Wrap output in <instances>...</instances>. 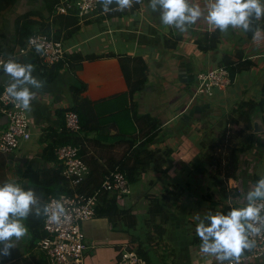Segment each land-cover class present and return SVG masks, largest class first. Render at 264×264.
<instances>
[{"label": "crops", "instance_id": "obj_1", "mask_svg": "<svg viewBox=\"0 0 264 264\" xmlns=\"http://www.w3.org/2000/svg\"><path fill=\"white\" fill-rule=\"evenodd\" d=\"M193 2L200 4L204 15L183 32L174 26L164 25L159 9L153 10L150 0H143L134 11H131L130 4L126 7L128 14L124 16L95 21L98 17L95 15L92 20L81 22L75 34L63 40L70 53L55 80L49 82L43 66L48 71L52 68L41 55L20 53L23 45L17 26L21 18L29 13H35L31 16L34 21L44 22L41 17L49 15L45 0H0V50L7 60L32 64V75L40 81V87L28 85L34 93L30 107L26 109L31 120V139L14 153H0V183L13 181L25 189L31 188L38 198L32 213L24 220L28 228L26 235L9 256L0 258V264H46L45 255L36 248L40 239L38 236L43 232V215L36 216L35 208L43 212L50 196L46 195L47 191L41 185L40 175L58 168L56 155L52 157L46 150L51 145L55 153L58 145L50 136L63 130L64 112L73 105L71 87L81 83L87 86L81 97L99 103L101 113L109 114L107 119L104 118L109 120L108 127L86 136L89 153L101 162L106 163L110 157L119 159L128 149L129 134L119 129L136 130L144 137L151 124L154 121L157 123V137L146 147L155 153L153 161L143 171L137 187L131 189V196L119 198L116 193H110L118 197L120 210L127 209L136 217L137 224L150 219L147 205L152 198H164L163 206L166 202L179 204L173 200L177 198L174 194L179 188L183 192L193 189L195 196L209 189L215 193L220 191L225 202L204 204L198 222L194 221V217H188L192 230L207 214H215L219 209L227 212L232 207L247 204L246 193L264 176V131L256 133L254 127V132H251L239 123L244 129V143L243 148L238 147L240 150L231 170L227 152L218 156L217 164L213 156L203 157L206 126L203 128L202 125L208 119L213 121L212 116L217 111L224 112L227 107L234 106L235 109L241 103L254 102L253 124L258 122L264 126V106H259L264 85V26L252 39L243 29L229 26L226 31H221L222 38L215 51H202L197 40L202 34L218 28H211L205 18L208 0ZM262 23L264 25V19ZM39 25L34 26V31L39 30ZM57 31L65 33V28L58 24L51 32ZM177 39L180 41L172 47ZM235 52H243L245 58L253 60L255 65L238 74L226 91L217 92L211 99L195 98L192 89L197 84L198 74L220 66L225 55ZM93 55L97 58L86 59ZM122 55L142 57L148 65V80L145 87L135 94L133 103L126 96L128 87L120 64ZM77 56L82 59H76ZM0 78L1 91L12 81L2 72ZM135 113L138 120H135ZM214 123L211 129L218 133L225 129L222 119ZM6 126L7 119L0 115V133ZM245 131L250 136L247 137ZM135 143L139 144L140 140ZM201 173L203 176L198 177ZM193 178L197 179L193 182ZM189 202L197 204L198 209L200 202ZM164 209L167 216H175L174 207H170L168 212ZM182 212L181 208L177 211L179 218ZM123 223L121 219L114 223L108 217L97 214L82 224L88 247L86 264H117L123 253L135 250L130 249L134 237L125 239L121 234L133 228L123 227ZM179 225L183 226L176 233V240H167L172 249L171 255L165 250L158 253L152 242L154 247L145 244L144 250L148 252L151 264H219L214 256L200 251V238L186 231L188 227L183 220ZM165 238L168 239V235ZM244 264H264V258Z\"/></svg>", "mask_w": 264, "mask_h": 264}, {"label": "trees", "instance_id": "obj_2", "mask_svg": "<svg viewBox=\"0 0 264 264\" xmlns=\"http://www.w3.org/2000/svg\"><path fill=\"white\" fill-rule=\"evenodd\" d=\"M61 2L62 0H45L46 9L49 15L41 17L42 19H44V22L41 21L39 23L31 19V16L35 13H29L21 18L19 23H17V26L20 33L22 45H25L27 39L33 34L37 33L53 35L57 40L68 39L73 36V34H75V32L80 28L81 21L75 11H72L69 14H58L56 10ZM142 2L143 0H131V11L138 9ZM105 4L108 8L107 12H105L104 10ZM127 14V8H124L122 10L118 8L117 0H103L97 10L96 15H98V17L95 21H100L102 19H105V17L112 18L116 16H124ZM90 19L92 20L93 17ZM90 19L88 20L90 21ZM263 19L264 16H262L260 19H256L255 17L251 18L250 29L247 31L243 30L249 39H252L255 36L256 32L264 26L262 23ZM36 24H40V27L39 30L34 31V26ZM58 24H60L61 28H65V33H63L62 31H57L55 33L51 32L52 28ZM63 24H65V26H63ZM200 37L201 38L197 40V44L199 45L200 50L205 52L215 51L219 47L222 38V32L217 29L214 32H206ZM178 41H180V39H177V41L175 40L172 47H175L178 44ZM95 58H97V56L95 55L86 57V59L89 60ZM76 59H82V57L77 56ZM63 63L64 61L56 64L55 66H51L52 69H50V71L46 69L47 67L43 66L45 69V74L47 75V80L49 82L55 80L57 73L62 69L64 65ZM120 64L128 87L126 96L130 100V102L133 103L135 94L145 87V84L148 80V65L142 57H132L128 55L120 56ZM254 65V61L249 58H245L243 52H235L232 55L227 54L221 61V66H225L230 71L232 80H234L241 72L251 69ZM71 66L75 67L76 65L71 64ZM86 88L87 86L83 83H81L80 86L71 87V91L73 93V105L69 109L75 111L79 115L80 123L82 126L81 133L69 131L64 124V128L61 132L54 133V135L51 134L50 137L58 146L73 144L79 145L81 147V156L89 167V174L86 180L77 187L75 192L86 194L89 196L98 195V215L106 216L111 220V222L114 223L119 219H121L122 221L125 220L129 227L135 228L137 226L136 217L132 215L129 210L121 211L118 206V197L115 195L111 196L110 192L104 191L102 185L105 177L114 171H120L124 173L131 185L136 184L141 179L143 171L150 166L155 155L154 152L149 151L146 147L157 137V133L159 131L157 128V123L154 121L151 124V126L146 130L147 134H145L144 137L143 134L139 135L137 132L136 133L139 136L134 133L129 134V138H127L129 145L124 154L119 159L110 157V160H107L106 163H103L100 159L91 156L92 154L89 153V149L86 147L88 143V139L86 138V136H88V134L92 132H98L108 127L109 120H105L104 118L107 119L109 114L101 113L102 111L99 108V103L93 102L87 97H81V94L86 90ZM261 93L263 96L262 101L259 103V106L263 108L264 85L262 87ZM254 106V102H244L239 104L238 107L232 111V115L233 112L235 113V115H237V117H235L232 122H235L237 125H239V123H243L245 125L244 127L247 130L254 132L255 126L253 123L255 119L252 112ZM132 110L134 111V108H132ZM134 116L135 120H138L136 113L134 114ZM146 117L150 119L149 116ZM262 128L264 131V126ZM119 131L123 133L122 129H119ZM141 138H143L142 141ZM138 140H140V143L136 145L135 142H137ZM213 146L215 145L213 144ZM213 146H211V148ZM232 151V155H229V158L231 160L229 166L231 165V170H233L232 166H235L237 155V151L235 148H232ZM46 152H48L52 157L54 156V154L56 155L51 145H49ZM49 172L44 173L43 176L40 175L42 181L41 185L47 191V196L60 195L62 193L71 194L74 192L73 190H71L68 182L61 175V171L59 168L52 169V171ZM35 175L36 174H34L33 176L31 175V177L33 178ZM163 199H150L151 206L149 209L151 221L155 222L154 227L158 230V232H156L160 234L161 237L166 232L167 226L165 224L168 220V216L165 213V209L162 203ZM44 235L45 232L43 230V232H40V236L38 237L41 238L42 236L44 237ZM130 247L131 250H134L133 246ZM137 253L141 257H143L148 264H151L149 254L146 250H144V248H139L137 250Z\"/></svg>", "mask_w": 264, "mask_h": 264}, {"label": "clouds", "instance_id": "obj_3", "mask_svg": "<svg viewBox=\"0 0 264 264\" xmlns=\"http://www.w3.org/2000/svg\"><path fill=\"white\" fill-rule=\"evenodd\" d=\"M131 0H117L118 8L124 9ZM153 10L159 9L164 25L174 26L181 32L195 23L204 13L199 3L193 0H150ZM206 20L211 28L226 31L229 26L245 31L250 29L251 18L264 16V0H208ZM105 12L108 11L104 5ZM0 72L12 81L6 93L17 107L28 109L34 93L28 85L40 87V81L32 75V64L9 59L0 62ZM247 204L232 207L227 212L205 215L196 225L200 238V251L212 255L219 264H232L242 252L251 249L256 241L254 236L264 231V176L246 193ZM37 194L31 188H23L13 181L0 183V258L9 256L11 250L26 235L28 228L24 220L37 204ZM36 216H46L48 221L61 223L67 219L64 205L52 201L35 208Z\"/></svg>", "mask_w": 264, "mask_h": 264}, {"label": "built area", "instance_id": "obj_4", "mask_svg": "<svg viewBox=\"0 0 264 264\" xmlns=\"http://www.w3.org/2000/svg\"><path fill=\"white\" fill-rule=\"evenodd\" d=\"M103 0H62L57 7L58 14H69L75 11L81 22L97 13ZM39 53L48 66H55L66 60L70 53L63 40L44 33L33 34L20 48L21 54ZM7 61L0 50V62ZM233 83L230 71L225 66H218L210 71L198 74L194 88L195 98L211 99L217 92L226 91ZM0 115L7 119L5 130L0 133V153L11 154L17 151L24 142L31 139V120L27 110L17 107L14 100L6 93V87L0 91ZM65 127L72 132L81 133L82 126L79 115L70 109L64 112ZM56 166L74 192L50 195L46 203L60 201L67 213V219L57 224L43 216L44 237L36 243V248L46 257V264H86L85 233L82 224L97 215L99 196H89L75 192L87 178L89 167L81 156L79 145L66 144L56 148ZM130 183L126 175L114 171L107 175L103 182V190L116 193L119 198L131 193ZM257 203L264 200L257 199ZM256 241L251 249H246L238 260L232 264H244L264 258V231L253 237ZM117 264H148L136 251H126ZM224 264H228L227 261Z\"/></svg>", "mask_w": 264, "mask_h": 264}, {"label": "rangeland", "instance_id": "obj_5", "mask_svg": "<svg viewBox=\"0 0 264 264\" xmlns=\"http://www.w3.org/2000/svg\"><path fill=\"white\" fill-rule=\"evenodd\" d=\"M193 90H194V88L192 89V91ZM233 110H234V106H230V107H227L224 112L217 111V113H215L212 116L213 121H210V119H208V121H206V123L204 125H202L203 128L206 126L205 131H204V135H203V144H202L204 154L203 153L202 154H203L204 158L205 157L209 158V157L213 156L214 160L216 161L215 164H217V162H219L218 158L221 157L220 155H222L223 153H226V152H227L228 156L230 154L232 155V153H233L232 148H235L236 151L238 152L240 150L238 147L242 146L244 143L243 142L244 141V136H243L244 130H243V128L240 127L239 125H237L235 122H232V120H234V118L237 117V115H235L234 112L232 115ZM219 119H222L224 122L225 132L223 130V131L218 133L217 131H215V129H213L214 125H215L214 122L216 120H219ZM263 120H264V118H263ZM211 127H213V128L211 129ZM126 129H122L123 132L126 134H132V133L137 134L136 130L135 131L132 130V132H130V131H127ZM245 132H246L247 137L250 136V135H248L247 131H245ZM137 136H139V135L137 134ZM213 144L215 146H213ZM211 146H213V147L211 148ZM242 148H243V146H242ZM218 156H220V157H218ZM200 175H202V173L199 174L198 177ZM211 177L214 179L213 175ZM196 179L197 178H193V182ZM191 180H192V178H191ZM136 184L130 185V188L133 190L134 188L137 187ZM194 192L195 191H193V189L191 192H183V189L179 188V190L175 191V194H174V196L177 198L176 199L173 198V200H176L177 203H179V204H169L168 202H166V204H164V208H166L167 212H168V209L170 207L171 208L174 207L176 210L174 213L175 216H172V217L168 216V220L166 221V224H165L167 226V229H166L165 234L162 237L160 236V234L157 233L158 230L154 227L155 222H152L151 216H149L150 219H148L146 221L142 220L141 225L138 223L137 227H135L131 230L128 229L124 233H121L123 238L130 239V237H134L133 241L130 242V245L133 246V248L135 249L136 252L139 248H145V244L149 243L151 245V242H152L155 245L154 249L156 251H158V253H160V251L165 250V251H168V253L171 255L172 249H171L169 243L167 242V240H172V241L176 240V238H177L176 233L179 232V230L183 226V225H179V222H182V220H183L185 225L188 227L186 229V231L190 232V234H192V233L196 234V229L192 230L189 227L187 218L192 216V218L194 217V221L198 222V220H199L198 217L202 216L200 213V210L205 208L204 204H225L224 200L222 199V193L220 191H218L219 193H215L213 190L209 189L208 191L200 194L201 196L200 195L195 196ZM190 200L200 202L198 209H196L197 204H190V202H189ZM147 206H149L147 214H150L149 209H150L151 204H148ZM180 208L183 211L182 212L183 214L181 217L182 219L178 217L179 214L177 213V211ZM122 210H127V209H121V211ZM222 210L223 209H221V210L219 209L218 212H222ZM203 211H206V210H203ZM170 218H171V220H170ZM124 222H125V220H124ZM120 225H122V224H120ZM120 225H118V226H120ZM122 226L123 227H126V226L129 227L127 222L123 223ZM167 235H168V239L165 238V236H167ZM151 246L154 247L153 245H151ZM158 255H161V254H158ZM168 260H170V258H168Z\"/></svg>", "mask_w": 264, "mask_h": 264}, {"label": "water", "instance_id": "obj_6", "mask_svg": "<svg viewBox=\"0 0 264 264\" xmlns=\"http://www.w3.org/2000/svg\"><path fill=\"white\" fill-rule=\"evenodd\" d=\"M1 81H2V79L0 78V84H1ZM254 126H255V132H256V133L263 131L262 126H261L258 122H256V123L254 124Z\"/></svg>", "mask_w": 264, "mask_h": 264}]
</instances>
